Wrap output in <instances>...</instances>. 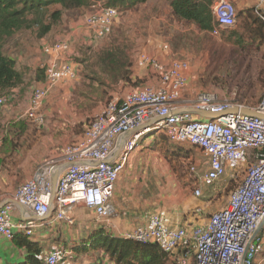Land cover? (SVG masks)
<instances>
[{
  "label": "built area",
  "instance_id": "1",
  "mask_svg": "<svg viewBox=\"0 0 264 264\" xmlns=\"http://www.w3.org/2000/svg\"><path fill=\"white\" fill-rule=\"evenodd\" d=\"M212 12V35L219 36L235 27L238 11L233 3L214 0ZM255 13L264 22V0L259 1ZM119 15L117 8L98 5L86 16L85 26L100 40L112 32ZM72 47L70 39L43 45L45 82L33 90L18 120L39 126L47 123L44 108L52 91L77 77ZM162 49L169 50V46ZM138 66L149 69L159 86L133 90L121 100L109 101L79 141L37 165L31 178L16 189L14 200L40 218L47 217L53 209L54 222L72 223V211L79 204L93 210L101 220L113 217L111 200L130 156L147 135L163 130L170 143H188L207 157L209 169L200 176L203 187H213L228 172L234 178L241 174L240 182L231 191L227 206L213 213L204 225L191 230L172 228L161 215L152 214L146 225L127 233L124 239L155 244L168 254L191 243L195 264H254L260 251V234L254 235L264 222V119L231 114L216 120H195L190 114L178 115L191 108L218 115L246 106L223 100L218 92L211 91L200 92L194 100L183 99L184 73L189 68L186 63L173 61L168 67L142 53ZM11 99L0 95V114ZM246 108L264 115V94L258 105ZM190 170L196 172L193 167ZM54 177L57 181L53 195ZM195 194L200 197L202 190L199 188ZM16 207L9 203L0 208V236L9 241L16 231L32 237L40 227L33 221L15 225L12 216ZM71 255L64 249H53L43 264H79ZM176 264H189L188 256Z\"/></svg>",
  "mask_w": 264,
  "mask_h": 264
},
{
  "label": "rangeland",
  "instance_id": "2",
  "mask_svg": "<svg viewBox=\"0 0 264 264\" xmlns=\"http://www.w3.org/2000/svg\"><path fill=\"white\" fill-rule=\"evenodd\" d=\"M257 7L258 5L253 6L251 9ZM168 8V4L164 2L156 4L153 8L142 6L132 9L128 14H124L117 8L120 15L112 32L100 40H96L92 31L85 26V18L91 12L64 11L62 21L48 35V38H51H47V41L37 39L31 33L18 34L8 41L4 46V52L7 55L21 56L18 66H20V71L26 75V77L22 75L23 83L19 87V96H23L19 99L21 100V102L19 101L20 105L13 103V100L17 99V93H13L12 99L8 103V105L11 104L16 107L18 112L16 115L11 116L9 124H24L25 128H29L30 131L19 133L12 130L11 126L7 129L10 131L9 137L15 148L11 155L5 157V163L0 171L8 170L9 167L14 168L22 161L18 168H14L15 173H11L9 177L6 176V182H9L7 189L10 188L15 193L18 186L22 184L24 175L27 173L24 167L32 165L34 162L36 163L35 167H37L44 160L54 157L53 155L58 150V147L54 146L55 140L64 136L65 131H70L66 123L63 122L65 118L62 119L59 116L62 110L67 113L71 111L76 115L78 122L76 121L75 125L76 123L78 125L74 127V133L83 134L94 117L101 112V109L109 101L121 100L133 90L155 86L145 84V81L140 80L139 77L134 80L130 78V81L120 80V82L118 80L112 81L106 73L103 74L101 57L108 49L118 47L126 53L128 64L125 70L130 77L137 72V69H141L144 70L146 77H150V79L157 78L149 69L138 66L139 57L142 53L152 54L151 56L161 60L168 67L175 61L188 64V70L196 68L197 73L200 72L203 81L207 83L206 89L203 91L218 92L223 100L248 107H255L261 102L264 94V29L261 27L262 24L248 15H243V12H239L234 34L221 33L219 36H214L212 32L208 34L201 33L194 24L172 18L170 14L166 13ZM78 27L87 28V30L84 29L88 34L87 42L85 38L84 42L74 34V30ZM62 39H70L73 45L71 58L76 67L77 77L67 81L73 84L71 90L72 100L61 98L60 101L45 105L44 112L45 109L52 108L53 111L57 110L59 113L58 117L53 120L47 116V123L43 126L30 121L18 120L33 90L39 87L44 80L40 77V75L44 77L43 70L40 67L35 68L38 63L36 62L35 65L32 64L27 67L28 60L36 61L40 59L41 63L44 62L45 59L42 56L43 45ZM13 44H15L14 47L11 46ZM164 45H168L169 50L162 49ZM19 46L22 48L20 52L23 53L16 50V48H20ZM92 78L98 79L99 82L94 80L91 82ZM100 80L104 81L101 86H99ZM83 92V97H79L78 95ZM67 102L68 105H66ZM79 102L82 103L79 104ZM193 118L199 120L196 116ZM55 122L63 123L65 128H62V130L54 128L52 125ZM1 130L4 131L0 126V136L3 138L4 134L1 133ZM65 136L70 135L66 132ZM74 142L76 141L70 137L66 144L60 146L61 151ZM194 148L196 149L188 143H170L165 132L161 130L142 139L137 151L143 149L144 152L141 150L140 154L146 153L149 157L153 156L152 159L166 160L174 172L180 171L182 173L179 178L182 189L194 184V187L188 190V193L196 197L195 192L202 187L198 180L203 172H200L198 166L193 167L196 172L190 170L191 162L188 159H192ZM135 153L130 156V159ZM34 170L30 177L33 175ZM241 176L240 174L237 178H234L228 172L213 187L202 188L201 196L196 198L212 200L214 206H218V210H220L227 206L231 191L240 182ZM263 234L261 233L260 236V251L255 259L256 262L264 258ZM54 249L62 248L57 246ZM71 257L74 258L73 254Z\"/></svg>",
  "mask_w": 264,
  "mask_h": 264
},
{
  "label": "crops",
  "instance_id": "3",
  "mask_svg": "<svg viewBox=\"0 0 264 264\" xmlns=\"http://www.w3.org/2000/svg\"><path fill=\"white\" fill-rule=\"evenodd\" d=\"M228 1L235 5L238 12H243L245 15L253 6L259 5L260 0ZM163 2L168 4L166 0H153L152 2L142 6L145 8H153L156 4H161ZM168 7L169 8L166 13L170 14L171 17L174 18L169 5ZM129 12L130 10L123 11L124 14H128ZM84 29L87 30L85 27H78V29L74 30V34L77 37H80L82 41H84L85 38L87 42L88 34ZM47 38L48 36L43 39V41H47L51 37L48 39ZM14 45L15 44L11 46L14 47ZM20 49L22 48H16L18 52H20ZM20 53L23 52L21 51ZM7 56L13 58L16 61L17 70L21 73V75L26 77V75L20 71V66H18L21 56ZM42 56L43 59H45L43 53ZM28 61L29 63L26 65L27 67L31 66L32 64L35 65L37 62L38 64L35 68L40 67L42 69L43 62L41 63L40 59H37L36 61ZM137 72L131 75L130 78L132 80L139 77L140 80L145 81V84H153L155 85L154 87L159 86L157 78L150 79V77H146L144 70L141 69H137ZM185 77L186 87L183 90L182 97L187 101L194 100L196 94L206 89L207 83L203 81L204 79H202L201 73H197L196 68L194 70H188L185 73ZM72 85L73 84L71 82H65L58 85L52 91L49 100L46 102V105L48 103H53L54 101H60L61 98H64L65 100H72ZM19 87L13 90L14 93H17V99H14L13 103L18 105H20L19 101L21 102L19 99L23 97L19 96ZM83 95L84 92L78 96L82 98ZM27 103L28 100L24 105L23 111H21L22 113L24 112ZM81 103L82 102H79V104ZM66 105H68V102ZM2 111V115L0 116V126L2 129H4V131L1 130V133H3L4 136H9L10 131L7 130L10 126L9 119L12 115H16L18 113L17 108L9 104ZM55 112L56 114H54ZM58 113L59 111H53L52 108L47 110L45 109L46 117L48 116V118L51 120L57 118ZM59 116L62 119L65 118V121L63 122L66 123L67 128H69L70 131H65L64 133L66 135L67 132V134L70 136L64 135L58 140H55L56 143L54 146L58 147V150L53 155L54 157H57L60 154V146L62 147L63 144H66L70 137L75 141H79L83 137V134L74 133V127L78 125V123L75 125L77 118L74 113L71 111L67 113L66 111L62 110L61 115ZM52 126L60 130L65 128L63 123L59 124L57 122H55ZM29 131L30 130L28 128L26 133ZM130 135L131 134L127 135L125 138H128ZM141 150L144 152L143 149ZM141 150L139 152L136 150V153L134 152L135 155L129 159L125 170L121 173L120 178L115 186L114 196L111 200V204L115 210L113 217L107 218L106 220H101L97 218L93 210L88 209L83 204H79L72 211V223L54 222L52 217L44 222L34 221L40 224V227L35 230V233L33 234V237L30 238V240L33 243H37L42 248L44 255L48 254L51 252V250L58 246L71 252L74 256V260L79 264H116L105 252L91 249L90 244L93 235L98 232H103L110 237L124 239L127 233L131 232L137 227L146 225L152 214L161 215L162 218L167 221L168 225H170L172 228H186L191 230L193 227L208 223L211 215L217 212L216 210H218L219 207H215L212 200H200L194 195H190L188 190L192 189L194 184H190L187 188L182 189L179 180L180 176L182 175L180 171L174 172L170 164L164 159H152L151 157L153 156L149 157L146 155V153H141V155ZM192 152V159H188L191 162L190 166H198L201 170L200 172L205 174V172L209 169L207 157H205V155L200 152V150L195 148ZM21 162L22 161H20L18 165L14 166V168H18L21 165ZM35 165L36 163L34 162L32 165L24 167L27 173H25L22 183L31 178V173L34 169H36ZM9 168L10 169L4 170L3 172L0 171V207L6 202L14 199V192L11 191L10 188L7 189L9 182H6V176L9 177L11 173H15V169L13 167ZM198 183H200V179L198 180ZM202 188L207 187L202 186L200 188L203 192ZM31 216L32 214L29 211L26 210L24 212L21 208L16 207L15 211L13 212L12 220L16 225L19 222L31 221ZM15 233L16 235H23L17 231ZM261 233H264V227L260 231L259 236H261ZM158 248L156 250L150 248L145 251V254L139 253L138 258L153 259V264H176L180 259H182V257L187 255L189 258V264H195L193 258L194 248L191 246L188 247L186 244H184L183 246H180L173 254H169L167 256H163L162 254L165 253L161 252V250ZM27 255L28 252L26 248H20L16 246L13 241H9L0 236V264H27ZM258 263L264 264V258L257 262L255 261L254 264Z\"/></svg>",
  "mask_w": 264,
  "mask_h": 264
},
{
  "label": "trees",
  "instance_id": "4",
  "mask_svg": "<svg viewBox=\"0 0 264 264\" xmlns=\"http://www.w3.org/2000/svg\"><path fill=\"white\" fill-rule=\"evenodd\" d=\"M152 1L153 0H0V95L12 97L14 93L13 90L23 83V76L17 70L16 61L4 53V46L16 35L31 33L35 35L37 39H44L54 30L55 26L62 21L64 11L80 10L89 13L93 12L98 5H102L107 8H118L123 12L135 9ZM166 1L172 10L174 18L196 25L201 33L208 34L212 32L215 25L212 12L214 0ZM245 15L261 23V27L264 29V22L256 16L255 9H249ZM222 33L234 34L235 29H228ZM126 57V53L121 48L114 47L113 49H108L103 54V57H101L102 73H106L112 81H128L130 75H128L125 70L128 64ZM40 77L42 79L44 78L41 83L43 84L45 82V77H43V75H40ZM93 80L99 82L98 79L93 78L91 82ZM102 82L104 81L102 80L99 86L103 85ZM10 126L12 130L18 131L19 133H24L27 130L24 124L16 123ZM1 139L0 169L5 163V157L11 155L15 148L9 136H3ZM196 149L198 148L196 147ZM30 238L31 237L25 234L15 235L12 241L16 246L26 248L28 252L27 264H43L47 254L44 255L42 248L37 243H33ZM186 245L188 247H193L191 243H187ZM90 247L92 250L105 252L116 264H153V259H139L138 255L139 253L145 254V251L150 248L155 250L158 248L155 244H142L127 239L114 238L103 232H98L93 235ZM162 255L167 256L169 254L165 253Z\"/></svg>",
  "mask_w": 264,
  "mask_h": 264
},
{
  "label": "water",
  "instance_id": "5",
  "mask_svg": "<svg viewBox=\"0 0 264 264\" xmlns=\"http://www.w3.org/2000/svg\"><path fill=\"white\" fill-rule=\"evenodd\" d=\"M184 114H190V115L197 116V117H200V118H203V119H206V120H216V119H218L220 117H225V116L231 115V114H242V115H245V116H248V117H256V118L264 119V115H260L259 113H257L253 109L246 108V107H235V108H233V109H231V110H229V111H227L225 113L218 114V115L217 114H212V113L201 112L199 110L192 109V108L178 113V115H184ZM56 181H57V177H55L54 181H53V195H54V192H55ZM9 203L16 205L17 207L21 208L24 212L26 211L24 209V207L21 206L14 199L9 201V202H6L2 206L6 205V204H9ZM53 212L54 211L52 209L50 214L47 217H45V218H40V217H37V216L32 214V216H31L32 220L31 221H33V222L34 221L44 222L47 219H50L52 217ZM263 227H264V222L262 223V225L260 226V228L258 229V231L255 233L254 236L258 235L260 233V231L263 229Z\"/></svg>",
  "mask_w": 264,
  "mask_h": 264
}]
</instances>
